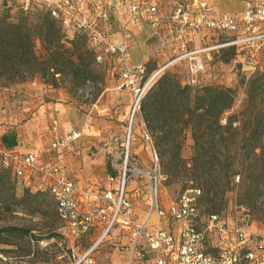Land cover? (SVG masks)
<instances>
[{"label": "rangeland", "instance_id": "374dc122", "mask_svg": "<svg viewBox=\"0 0 264 264\" xmlns=\"http://www.w3.org/2000/svg\"><path fill=\"white\" fill-rule=\"evenodd\" d=\"M213 4L220 13H239L245 9L244 0H213ZM40 9V4L36 3L30 11L34 12L32 16ZM111 24L110 34H113L111 31L118 33L117 23ZM240 31L241 28L193 33L184 38L183 45L176 42L162 44L160 38L150 40L148 43L152 49L144 61L147 72L139 83V94L129 88H118L120 65L114 56L102 53L99 58H93L85 48H81L88 65L85 73L66 68L65 72L54 75L35 73L24 79L0 76V129L20 121L35 122L30 100L37 96L46 103L60 102L63 108L55 111L62 124L81 132L71 149L73 171L79 173L83 182L92 180L100 188H111L117 194L121 190L125 169L124 193L133 204L136 221L141 222L148 210L150 172L155 170L158 174V193L163 206H168L185 188L200 185V180L191 166L194 142L191 128L181 127L177 139H173L176 127L170 125L177 121L180 106L170 103L166 108L148 114L140 107L139 100L162 74L170 79L172 89L177 83L196 90L205 85L230 87L234 89V102L221 117V122H225L226 114L240 109L246 96V81L264 68V44L248 49L236 46L233 51L219 45L239 35ZM62 41L69 45L64 36ZM34 49L38 55L43 54L38 38ZM147 53V42L139 36L130 48L131 62L143 60ZM75 54L72 55L74 58ZM178 94L182 95L179 91ZM48 111L39 123L36 120L44 130L52 123ZM230 147L233 149V144ZM224 174L220 171L211 177L223 179ZM23 188V181L18 179L15 183L17 196H21ZM35 202L37 210L34 213L22 206L13 211H0V264H70L69 250L58 244L56 230L59 220L52 197L44 191L38 194ZM236 205L246 206L252 214L250 231L264 232V197L254 207L246 205L239 199L237 186L232 184L224 193L218 210L231 213ZM212 206L206 196H201L202 210H214ZM9 226L28 229L29 233L4 229ZM123 230L126 232L116 225L101 240H98L100 234L84 235L78 248L81 250L97 242L92 252L96 262L124 263L129 251L128 237L123 235ZM41 237L46 238L43 243L36 241ZM149 257L150 254L146 253L144 258Z\"/></svg>", "mask_w": 264, "mask_h": 264}, {"label": "built area", "instance_id": "2783aa9c", "mask_svg": "<svg viewBox=\"0 0 264 264\" xmlns=\"http://www.w3.org/2000/svg\"><path fill=\"white\" fill-rule=\"evenodd\" d=\"M244 2L245 9L239 13H217L211 0H177L170 8L149 0H18V6L28 12L36 3L47 8L59 20L66 41L83 31L97 58L104 53L118 60V88H129L139 94V83L147 68L144 61L135 65L128 61L131 32L124 22L125 12L145 14L162 44L183 45L184 38L193 33L241 28L239 35L219 45L257 48L264 44V0ZM112 12L119 39L109 32ZM57 125L54 118L52 130ZM80 136V130L72 126L56 135L49 144L51 158L47 161H38L37 150L0 153V163L11 169L17 181L47 191L52 197L60 220L56 230L60 235L58 244L69 250L70 264H116L93 259L97 242L83 250L78 248L80 238L99 222L104 226L98 240L116 225L126 229L122 233L128 237L129 253L121 264H264V232L249 230L252 214L246 206L236 205L231 213L206 212L200 207L202 189L197 186L185 188L168 206H163L154 170L149 173L148 210L144 219L137 222L123 181L117 194L111 188L78 186L64 159L69 145ZM146 253L149 258H144Z\"/></svg>", "mask_w": 264, "mask_h": 264}, {"label": "trees", "instance_id": "16d2710c", "mask_svg": "<svg viewBox=\"0 0 264 264\" xmlns=\"http://www.w3.org/2000/svg\"><path fill=\"white\" fill-rule=\"evenodd\" d=\"M33 13L20 8L18 0L0 3V76L24 79L35 73L54 75L65 72L66 68L75 73L88 71L81 48L93 58L96 51L88 44L84 32H77L68 45L62 41L59 20L47 8L41 6L34 16ZM14 15L16 17L12 19ZM36 38L42 43V55L34 49ZM226 48L233 51L235 46ZM74 52L77 53L75 58L72 56ZM171 85L166 74H162L139 100L140 107L152 114L170 103L180 106L177 121L170 127H176L175 136L181 127L191 128L194 141L191 166L198 173L200 185L197 187L202 189V196L213 205L214 210L208 212H220L223 195L232 184L237 186L242 203L256 206L264 197V68L246 81V96L240 109L226 114L225 122H221V117L233 106V88L205 85L196 90L177 83L172 89ZM173 139L176 140L177 136ZM109 168L114 173L111 165ZM220 171L225 172L223 179L211 177ZM14 182L17 183V179L11 169L0 163V211H13L22 206L34 213L37 210L35 199L44 190L24 186L21 196H17ZM57 218L59 220L58 215ZM59 224L60 220L57 227ZM4 229L10 232L19 228L9 226ZM19 231L29 233L24 228ZM57 235L60 238L58 232ZM45 239L36 238V241Z\"/></svg>", "mask_w": 264, "mask_h": 264}, {"label": "crops", "instance_id": "0c3cea01", "mask_svg": "<svg viewBox=\"0 0 264 264\" xmlns=\"http://www.w3.org/2000/svg\"><path fill=\"white\" fill-rule=\"evenodd\" d=\"M131 1L133 0H127V2H131ZM149 1L158 3L163 8H168V5L170 6L174 4L177 0H149ZM211 1L213 3V0ZM110 21L116 22L114 19L113 12L110 14ZM124 22L127 28L131 32V37L128 41V49H127V56L129 63L135 65L142 61L146 62L147 61L146 59L148 58V54L152 49L148 42L150 40H154L155 38H159L157 30L150 23V21L147 19V16L145 14L134 15L129 11H127L125 12ZM111 26L112 24H109L108 28L110 29ZM111 33H113L112 35L115 39L120 38L119 33H115L114 31H111ZM139 36H142L146 40L148 46V53L143 60L136 63H132L130 48L136 43V40ZM30 103L33 104L32 109L34 110V114H35V122L20 121L15 125L0 129V153L3 151H17L24 154L32 150H37L38 161H47L51 158L50 153L48 151L50 142L56 135H61L66 130L65 125L62 124L61 118L58 115L59 113L55 111L58 108L62 109L63 105L60 102H54V101L50 103H46L38 96L34 99H31ZM47 109L49 110L48 112L51 120L53 121V119L55 118L58 121L57 129L55 131L52 130V123L51 126L46 128V130H44L42 126H38V124L36 123V120H38L39 123V121L45 116V111ZM75 142L76 140L73 141L67 148L64 159L65 160L64 163L67 169L70 171L69 175L75 179L76 184L78 186L82 187L86 185H93L95 188H100L98 184L96 185L95 184L96 182L92 180L88 182L87 181L83 182L79 173L74 172L72 167L70 166L71 149L72 146L74 145L73 143ZM43 143H47L46 144L47 146L44 147ZM103 226L104 224L102 222H99L97 224V227L93 228L87 235L89 234L99 235Z\"/></svg>", "mask_w": 264, "mask_h": 264}, {"label": "water", "instance_id": "95a60500", "mask_svg": "<svg viewBox=\"0 0 264 264\" xmlns=\"http://www.w3.org/2000/svg\"><path fill=\"white\" fill-rule=\"evenodd\" d=\"M132 115H133V113L131 114V117H130L129 130H130V124H131V121H132ZM128 139H129V135L127 137V144H128ZM124 178H125V172H123V182H124Z\"/></svg>", "mask_w": 264, "mask_h": 264}]
</instances>
